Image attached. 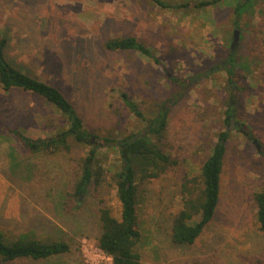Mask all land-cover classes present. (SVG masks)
<instances>
[{"label": "rangeland", "instance_id": "obj_1", "mask_svg": "<svg viewBox=\"0 0 264 264\" xmlns=\"http://www.w3.org/2000/svg\"><path fill=\"white\" fill-rule=\"evenodd\" d=\"M165 1L171 7L153 0H0V38L8 39V58L60 87L91 133L90 144L71 137L70 151L32 153L8 128L42 138L68 122L41 96L0 86V231L8 239L71 244L70 252L48 259L0 264H111L98 245L99 210L108 207L121 218L120 144L143 134L177 164L140 182L141 264H264L254 203V193L264 187V0L204 7L181 5L201 0ZM130 35L150 46L159 62L137 50L105 46L110 38ZM231 55L238 73L234 84L226 71ZM123 92L144 118L126 105ZM231 101L236 115L218 210L196 243L177 246L171 239L173 214L183 205L185 185L188 192L200 191L195 178L228 127ZM162 107L168 127L157 137L149 126ZM246 132L259 139L262 150ZM94 145L104 179L78 194L82 161Z\"/></svg>", "mask_w": 264, "mask_h": 264}, {"label": "trees", "instance_id": "obj_2", "mask_svg": "<svg viewBox=\"0 0 264 264\" xmlns=\"http://www.w3.org/2000/svg\"><path fill=\"white\" fill-rule=\"evenodd\" d=\"M153 1L164 7H171V4L165 0ZM220 1L222 0H201L194 4L184 3L181 5L204 7L217 4ZM237 9H240L239 4ZM7 46L8 39L0 38V86L2 89L4 91L22 89L37 94L68 122L67 128H62L56 134L42 138L28 136L18 128H8V131L18 136L32 153L70 151L72 148L71 137L79 142L90 144L91 133L86 129L83 118L72 100L57 85L32 75L14 64L7 56ZM105 46L110 50H137L157 62L160 60L155 51L136 36L113 37L105 42ZM228 63L229 66L226 68L228 80L234 84L238 78L236 58L231 55ZM122 96L126 105L139 117L144 118L137 102L127 92H123ZM226 113L225 122L228 123V127L220 131L211 154L202 165L200 176L195 178L202 185L200 191L197 194L188 192L185 185L182 196L183 205L173 214L171 239L177 246H190L196 243L213 221L218 210L227 142L231 135L229 128L233 125L236 115L232 101L230 109ZM167 127L168 111L166 107H162L158 115L150 122L149 129L155 136L162 137ZM246 134L249 138H255L252 133L246 132ZM105 139L107 142L112 141L108 138ZM257 140L259 141V139ZM98 147V145L92 146L82 161V172L76 183L78 194L85 192L91 183L99 185L104 179V168L98 159ZM120 153L123 164L117 174V194L121 202V218L115 216L108 207H102L99 210L101 233L98 245L106 254L112 256V264H141L142 254L139 245L143 231L139 223L137 205L141 191L140 182L160 176L167 172L171 166L176 165L177 161L163 152L146 134L124 138L120 144ZM254 203L257 208V230L264 233V187L254 193ZM70 251L71 244L64 239H43L29 236L8 239L0 231V259L4 261L19 258L42 260ZM194 264L201 263L194 262Z\"/></svg>", "mask_w": 264, "mask_h": 264}, {"label": "water", "instance_id": "obj_3", "mask_svg": "<svg viewBox=\"0 0 264 264\" xmlns=\"http://www.w3.org/2000/svg\"><path fill=\"white\" fill-rule=\"evenodd\" d=\"M238 34H239V30H235V39H234V44H236V42L238 41ZM253 142L256 144L257 148L259 150H262V146H261V143L257 140V139H253Z\"/></svg>", "mask_w": 264, "mask_h": 264}, {"label": "built area", "instance_id": "obj_4", "mask_svg": "<svg viewBox=\"0 0 264 264\" xmlns=\"http://www.w3.org/2000/svg\"><path fill=\"white\" fill-rule=\"evenodd\" d=\"M104 252V251H103ZM105 253V252H104ZM106 254V253H105ZM106 255H108V254H106ZM111 259H112V256H110V255H108ZM112 264V263H111Z\"/></svg>", "mask_w": 264, "mask_h": 264}, {"label": "flooded vegetation", "instance_id": "obj_5", "mask_svg": "<svg viewBox=\"0 0 264 264\" xmlns=\"http://www.w3.org/2000/svg\"><path fill=\"white\" fill-rule=\"evenodd\" d=\"M234 45H235V44L233 43V44H232V47H234ZM250 136H251V135H250Z\"/></svg>", "mask_w": 264, "mask_h": 264}]
</instances>
